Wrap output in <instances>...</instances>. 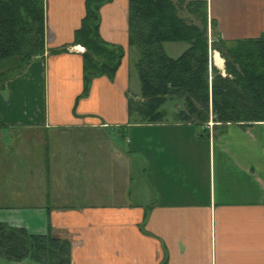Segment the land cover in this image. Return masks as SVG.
<instances>
[{"label":"crops","instance_id":"obj_1","mask_svg":"<svg viewBox=\"0 0 264 264\" xmlns=\"http://www.w3.org/2000/svg\"><path fill=\"white\" fill-rule=\"evenodd\" d=\"M206 3L223 40L264 39V0ZM127 9L100 8V38L124 57L80 97L84 48L72 43L84 0H44L45 52L0 91L5 133L37 136L33 161L19 160V192L0 195L21 207L0 209L10 211L1 222L68 241L70 264H264V123H181L175 100L166 122L130 118L140 88ZM210 62L224 72L217 52Z\"/></svg>","mask_w":264,"mask_h":264},{"label":"trees","instance_id":"obj_2","mask_svg":"<svg viewBox=\"0 0 264 264\" xmlns=\"http://www.w3.org/2000/svg\"><path fill=\"white\" fill-rule=\"evenodd\" d=\"M112 0H84L85 14L72 45L84 48L83 93L94 78L113 79L124 50L99 35L100 8ZM186 12V17H181ZM190 17V18H188ZM206 0H128V47L137 53L134 69L140 83L138 100L128 99L130 118L138 123L166 122V101H181L173 114L181 123L208 122L242 128L264 123V39L223 40L210 21ZM164 43H186L171 58ZM67 46L50 53L65 51ZM209 50L224 60L225 75L209 64ZM45 52L44 0H0V91ZM70 244L51 234L31 235L0 223V262L70 264Z\"/></svg>","mask_w":264,"mask_h":264},{"label":"rangeland","instance_id":"obj_3","mask_svg":"<svg viewBox=\"0 0 264 264\" xmlns=\"http://www.w3.org/2000/svg\"><path fill=\"white\" fill-rule=\"evenodd\" d=\"M180 15L181 17L187 16L186 12H181ZM207 29H208V36H212V34L214 33L212 32V29H210L209 20H207ZM162 46H163L164 52L171 58L178 57L188 47L186 43H164L162 44ZM131 50L133 52L132 58H133V61L135 62L137 60V53L134 49H131ZM211 52H214V51L209 50V64L210 66L211 65L214 66V64L213 63L211 64L210 62ZM223 73L225 75V70L224 72L222 71L221 74ZM136 80H137V88H140V83H139L137 76H136ZM171 102L173 101H166L162 105L161 110L163 111H166V109L172 110L173 104ZM180 102L181 101L174 102L176 104L174 107L175 109L177 110L181 109L180 107H178L180 105L178 103ZM209 121L210 122L207 123L209 124V127H211L212 124L213 126L216 125V126L223 127V125L221 126V124L213 122V118L211 114L209 116ZM227 125H233V124H226L224 125V127H226ZM0 128H1L0 130V195H4V194L13 195L16 192H19V189L22 186V181L20 182V178H22V175L18 169L19 164H20L19 160L22 161V159L29 158V161L30 160L33 161L34 156H35V144L37 142L36 140L37 136L34 134L35 132L33 130H22V129H17L16 127H9L7 129V132H8V135L11 137L10 139L9 136L5 133L6 128H4L1 125H0ZM2 135H4V138H1ZM9 152H11V154H9ZM8 160L11 162L10 167L9 165H6ZM13 162L15 163V165ZM14 207H21V204H19V199H14V197H11L9 203L5 204L3 202H0V209L14 208ZM7 210L6 211L0 210V223H3L1 222V220L9 219L10 211H7ZM15 218L17 220L18 216L16 215ZM17 228H20V227H17ZM0 264H35V263L29 260H23L21 262H0Z\"/></svg>","mask_w":264,"mask_h":264},{"label":"bare ground","instance_id":"obj_4","mask_svg":"<svg viewBox=\"0 0 264 264\" xmlns=\"http://www.w3.org/2000/svg\"><path fill=\"white\" fill-rule=\"evenodd\" d=\"M215 60L218 62L217 56L215 57Z\"/></svg>","mask_w":264,"mask_h":264}]
</instances>
